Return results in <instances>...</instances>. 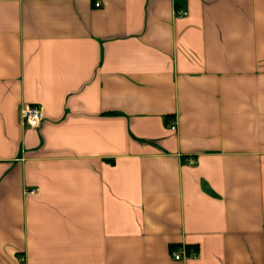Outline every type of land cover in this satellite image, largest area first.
<instances>
[{"label":"crops","instance_id":"obj_1","mask_svg":"<svg viewBox=\"0 0 264 264\" xmlns=\"http://www.w3.org/2000/svg\"><path fill=\"white\" fill-rule=\"evenodd\" d=\"M0 264H264V0H0Z\"/></svg>","mask_w":264,"mask_h":264},{"label":"built area","instance_id":"obj_2","mask_svg":"<svg viewBox=\"0 0 264 264\" xmlns=\"http://www.w3.org/2000/svg\"><path fill=\"white\" fill-rule=\"evenodd\" d=\"M99 2L96 3V6H99ZM176 14L178 16H185L187 11L185 10H177ZM21 120L24 126H28L30 128H37L40 126L43 116L42 111L39 105L37 104H24L20 110ZM172 129H175L176 126L172 125ZM172 255L174 259L179 260L185 257H195L196 252L191 250L188 251L186 247H183L180 251L173 250Z\"/></svg>","mask_w":264,"mask_h":264},{"label":"trees","instance_id":"obj_3","mask_svg":"<svg viewBox=\"0 0 264 264\" xmlns=\"http://www.w3.org/2000/svg\"><path fill=\"white\" fill-rule=\"evenodd\" d=\"M189 248V247H188ZM175 249V247H172V250ZM190 249V248H189Z\"/></svg>","mask_w":264,"mask_h":264}]
</instances>
